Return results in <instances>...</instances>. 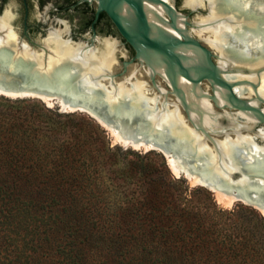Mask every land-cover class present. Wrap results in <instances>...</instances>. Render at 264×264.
Masks as SVG:
<instances>
[{
  "label": "trees",
  "instance_id": "1",
  "mask_svg": "<svg viewBox=\"0 0 264 264\" xmlns=\"http://www.w3.org/2000/svg\"><path fill=\"white\" fill-rule=\"evenodd\" d=\"M106 165L128 184L139 179L150 197L122 199L107 186L114 177L99 174ZM186 190L159 152L110 146L90 117L0 96V264H14L10 246L21 241L22 253L29 235L37 242L29 248L56 264H264L263 216L243 204L188 210L179 205ZM244 212L263 231L247 237L237 222ZM220 213L227 227L215 221Z\"/></svg>",
  "mask_w": 264,
  "mask_h": 264
},
{
  "label": "water",
  "instance_id": "2",
  "mask_svg": "<svg viewBox=\"0 0 264 264\" xmlns=\"http://www.w3.org/2000/svg\"><path fill=\"white\" fill-rule=\"evenodd\" d=\"M157 1L182 14L176 10L173 0L172 5ZM182 3L190 12L206 10L208 14L210 11L207 0L195 6L186 5L184 0ZM215 5L242 20L252 19L257 23L256 29L264 22V0H216ZM141 16L143 18L142 12ZM183 16L185 26H193L194 22L190 23L187 16ZM113 21L122 37L133 45L134 57H118L116 47L120 43L115 38L74 39L67 30L50 35L52 29L32 37L26 29L15 28L10 17L0 15V96L38 99L47 107L56 105L60 112H85L109 130L123 148L161 152L177 177L202 186L230 203L253 207L264 216V115L245 106L242 111L254 112L252 118H246L226 110L228 105L217 103L213 96L214 104L208 102L207 111L197 108L191 114V109L180 97L174 77L149 70L127 29L117 17L113 16ZM242 27L247 36L249 27ZM53 39L87 53L94 51L96 55L104 50L103 42L108 39L114 46L113 63L109 71L104 70L92 77L90 72L98 64V59L81 61L69 55L60 56L58 51L55 54ZM229 39L238 40L233 35ZM179 41H192L210 61L211 51L199 40L189 36ZM141 43L160 50V45L147 32ZM52 57L54 60L50 64L48 59ZM176 64L181 67L179 62ZM202 77L214 79V74L210 72L208 76H201L196 81L198 85ZM140 81L146 97L154 98L157 106L162 105L161 100L170 107L177 106L183 121L158 125L156 113L150 116L157 109L147 99L126 93L114 99L119 87L132 88ZM231 123L233 125L229 126ZM242 123L249 127L235 131V125ZM244 134L251 138L244 139Z\"/></svg>",
  "mask_w": 264,
  "mask_h": 264
},
{
  "label": "bare ground",
  "instance_id": "3",
  "mask_svg": "<svg viewBox=\"0 0 264 264\" xmlns=\"http://www.w3.org/2000/svg\"><path fill=\"white\" fill-rule=\"evenodd\" d=\"M138 1L145 15V28L141 26L138 16L135 15L131 8L132 6L130 7V4L128 5L123 1L118 5V16L121 19L120 21H122L124 27L130 31L129 34L138 46L141 59L147 63L149 70L158 71L162 75L169 73L174 77V81L178 85L180 97L191 109V114H193L197 108L207 111L206 107H208V101H205L207 94L201 91L196 81L199 80L201 76H208V73L212 72L214 74L212 84L215 91L218 92V95L221 94L224 96L223 93H225L230 96L229 92H234V94L237 95V99H233V101L240 106V111L236 113L244 115L246 118H252L254 115L253 111H242L241 108L245 106L252 108L251 100L255 99H251L247 101L248 104L247 102L245 104L244 101H240L239 97L245 94L248 98L255 97L261 104H264V22H261L260 26L256 29L257 23L252 19L242 20L235 14L223 12L215 5L216 0H207L210 4V11L207 15L200 17L194 22L193 32L200 38L202 37L206 44L214 51L216 55V64L213 65L210 63L207 54L195 43L192 41L181 43L179 41L180 37L183 39L189 38L188 31L184 25L185 18L182 14L175 11L173 12L157 0ZM163 1L172 5L171 0ZM115 2H117V0H115ZM184 3L188 6H195L201 4L202 0H184ZM165 15L168 16L170 20H167ZM243 25L249 27L247 36L243 30ZM67 28L68 26L65 25L63 30H53V33H50V35H59L65 32ZM142 29L146 30L150 38L160 45V50L145 47L141 43L145 36L141 31ZM231 35L238 40L233 41L229 39ZM52 41L55 45V54L56 51H58L60 56L69 55L81 61H85L88 58L98 59V64H96L90 72L92 77L102 73L104 70L109 71L113 63L114 46L112 41L108 39L104 40V50H102L99 55H96L94 51L87 53L81 48H73L70 45L60 43L58 39H53ZM252 52H257L259 56L256 58V55L252 54ZM227 55L235 60L230 59ZM52 60H54V58L48 59V62L51 64ZM206 60H208V63ZM177 62L180 63L181 67L177 66ZM141 84L142 82L134 83L133 87L128 89L119 87L115 91L114 99L125 93L129 95L132 94L138 99H147L152 105H155L157 109L156 112L154 111L150 116L156 113L159 120L157 123L158 125L172 121H183V116L179 114L177 106L173 105V107H170L167 103L162 102V100L160 102L162 105L157 106L154 98L146 97ZM225 85L230 88L228 89ZM201 92L205 97L202 96L203 94H201ZM231 96L226 98H231ZM213 98L217 103L222 102L221 100L229 103V101L232 100H227L225 97H222V99L220 98V100L214 97V95ZM260 113L264 115V107L260 110ZM232 125L233 123L229 124V126ZM235 127V131H239V128L247 129L249 126L246 123H242L241 125H235ZM242 137L244 139L251 138L247 137L245 134L242 135ZM169 161L172 166L171 160ZM219 200L222 199L219 198ZM223 200H225V203H230L226 199Z\"/></svg>",
  "mask_w": 264,
  "mask_h": 264
},
{
  "label": "rangeland",
  "instance_id": "4",
  "mask_svg": "<svg viewBox=\"0 0 264 264\" xmlns=\"http://www.w3.org/2000/svg\"><path fill=\"white\" fill-rule=\"evenodd\" d=\"M176 10H178L180 13H182L183 15H186V20L189 21L190 23L195 22L196 20H198L200 17H203L204 15H206V10H201L200 12H188V9L183 7V3L182 0H177L176 3ZM197 14H199V17H197ZM167 20H170V18L168 16H166ZM171 22V21H170ZM185 25V23H184ZM187 31H188V35L199 40V42L205 46L206 48H208L211 53L212 56L210 57V63H212L213 65L216 64V55L214 53V51L209 47V45L206 44V42L202 39V37L200 38L197 34H195L193 32V26L191 25H186L185 26ZM179 39L183 40L182 37H180ZM117 54L118 57H120V55H124L126 56L128 59L131 58V54L128 52L127 49H125L123 46H121L120 44L117 45ZM252 54L256 55V58L259 56V54L253 53ZM205 55V53H204ZM230 59H233L231 56L227 55ZM206 57V55H205ZM123 58V57H122ZM122 58H120L122 60ZM208 63V60H206ZM136 62V61H135ZM238 62V61H237ZM137 63V62H136ZM249 64V63H248ZM142 71L144 72V67L142 68ZM158 72V71H157ZM156 79H160V77L156 76ZM214 79L211 77H202V79L199 81V87L201 89V91L205 94H207V98L205 99V101L211 103L212 105L214 104L211 96L214 95V97H217L218 99H222V97L227 100H230L229 103L224 102L223 100H221L222 102H218L219 104H223L226 103L228 106L225 107L226 110L228 111H232V112H238L240 111V106L237 105L236 103H234L233 99L236 100L237 99V95L234 94V92H229L231 98H226V97H230L228 95H226L225 93L224 96L223 95H218V92L215 91V88L213 87L212 81ZM220 86V85H219ZM227 87V85H225ZM228 88V87H227ZM229 89V88H228ZM214 90V91H213ZM201 92V94H203ZM203 97L204 94L202 95ZM244 96V97H243ZM240 98V101H244L245 104L247 101H250L251 99H255V100H251V106L252 108H255V110L257 109L259 112L261 109H263L264 104L262 105L259 100L255 97H247L245 94L242 95ZM38 100V99H37ZM40 101V100H39ZM248 104V102H247ZM250 104V103H249ZM51 107L57 108V110L59 111L58 107L56 105H53ZM238 107V108H237ZM77 115H82V116H88L90 117L87 113L85 112H79V111H75L74 112ZM91 119H93L92 117H90ZM96 123H98L95 119H93ZM99 124V123H98ZM99 126L101 128H103L105 130V136L106 139L108 140L110 146H115V145H119L121 146V144L119 142L116 141L114 135L107 129H105L102 125L99 124ZM122 147V146H121ZM123 148V147H122ZM125 149V148H123ZM127 149H131V148H127ZM133 150V149H131ZM134 151H138L142 154H144L145 150L143 149H138V150H134ZM158 152V151H156ZM162 156L163 154L161 152H159ZM152 158L155 157V155H151ZM164 157V156H163ZM166 164L170 170V172L172 173L173 176L177 177L171 170L166 158L164 157ZM100 167V166H99ZM114 169H116V171H120V173L122 172L121 169H118L117 166H112ZM116 167V168H115ZM120 168V167H119ZM117 172H113V171H109L108 165L104 166L101 168L99 174H104L108 179H110L112 176L114 178H112V181H109L107 186L109 185L110 187H114V192L122 197V199L126 196V194L128 196H130V198H132V200L135 203H138L137 201H144L145 199L150 197V192L149 191H141L140 189V184L141 182L139 181V179H135L133 180V182L131 184L127 183V180L125 179V175L119 174V176L117 177ZM127 173V172H125ZM183 178V177H182ZM185 179V178H184ZM111 180V179H110ZM186 180V184L188 185V190L184 191L182 194L183 200L181 201V203L179 204L181 207H186V209L191 210V211H204L205 209H207L208 211H213L215 209L221 208V209H225V210H230L232 209L236 204H242V203H225V200H219V197L217 194L207 190L206 188L199 186V185H195L193 184L191 181ZM112 182V183H111ZM196 187H200L201 189L199 191L195 190ZM152 189V187L150 188ZM104 197H106L108 200L111 199L109 198V196L111 195L110 193V188L105 187L104 188ZM135 191V192H133ZM113 192V191H112ZM214 203L216 204V208L214 206ZM244 205V204H243ZM253 208V207H252ZM254 210H256L255 208H253ZM257 211V210H256ZM214 212V211H213ZM261 216H263L259 211H257ZM243 214V218H239L237 219V222L239 223L240 228L244 229L243 232L246 233L247 237L250 236V232L257 230V228H259L261 231H263V228L259 227V226H255L254 225V220L251 219L250 217L247 215V213H242ZM246 214V215H245ZM217 218L215 221L218 223V226L221 227H227L228 226V220L226 218V215H221ZM264 217V216H263ZM212 222V219H210L209 217H206V219L203 221L204 226H208ZM23 233V232H22ZM14 237L18 238L19 236L13 235ZM25 240H28V246L27 248L22 252L19 253L20 251L16 250L22 247V242L15 240L13 241L12 246H10L11 248H13V251L11 250V254H13V256L11 255L10 257L13 260L14 264H56L54 263L51 255H48L47 252L41 248V247H35L38 248L39 250L37 252H33V249H30L29 247H31V245L33 243H37L35 241V239H32V237L29 235L25 238ZM57 247V245H55V248ZM4 255V254H3ZM54 259L58 260V257L54 256ZM97 264H107L106 262H101V263H97Z\"/></svg>",
  "mask_w": 264,
  "mask_h": 264
},
{
  "label": "flooded vegetation",
  "instance_id": "5",
  "mask_svg": "<svg viewBox=\"0 0 264 264\" xmlns=\"http://www.w3.org/2000/svg\"><path fill=\"white\" fill-rule=\"evenodd\" d=\"M122 1L132 6L145 28V15L138 0H117L118 4L115 0H0V15L10 17L15 28L20 31L26 29L32 37L48 29L63 30L67 25V31L74 39L115 38L134 57L133 45L122 37L113 21V16L121 20L118 5ZM176 3L177 0H173L175 8ZM141 31L146 32L144 29Z\"/></svg>",
  "mask_w": 264,
  "mask_h": 264
}]
</instances>
